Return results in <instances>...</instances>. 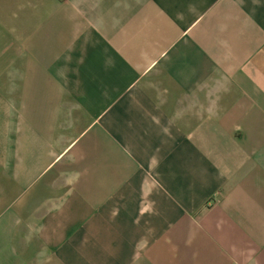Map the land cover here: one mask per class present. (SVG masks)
<instances>
[{
  "label": "crops",
  "instance_id": "0c3cea01",
  "mask_svg": "<svg viewBox=\"0 0 264 264\" xmlns=\"http://www.w3.org/2000/svg\"><path fill=\"white\" fill-rule=\"evenodd\" d=\"M0 264H264V0H0Z\"/></svg>",
  "mask_w": 264,
  "mask_h": 264
}]
</instances>
